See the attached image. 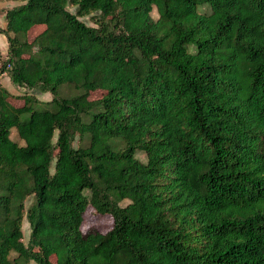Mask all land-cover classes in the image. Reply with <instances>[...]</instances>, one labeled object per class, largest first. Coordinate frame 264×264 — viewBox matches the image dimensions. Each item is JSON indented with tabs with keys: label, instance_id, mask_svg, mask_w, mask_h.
Masks as SVG:
<instances>
[{
	"label": "trees",
	"instance_id": "obj_1",
	"mask_svg": "<svg viewBox=\"0 0 264 264\" xmlns=\"http://www.w3.org/2000/svg\"><path fill=\"white\" fill-rule=\"evenodd\" d=\"M0 32L51 94L0 85V264H264V0H18Z\"/></svg>",
	"mask_w": 264,
	"mask_h": 264
},
{
	"label": "rangeland",
	"instance_id": "obj_2",
	"mask_svg": "<svg viewBox=\"0 0 264 264\" xmlns=\"http://www.w3.org/2000/svg\"><path fill=\"white\" fill-rule=\"evenodd\" d=\"M16 3H18V0H0V27L4 26V10L6 8L11 7L12 5ZM67 8L73 11L72 6L68 5ZM151 15L153 17L156 16V12L154 11V9L151 11ZM81 18L85 20L88 24L92 23L87 15L82 16ZM40 28H41L40 25H34L33 27H31V29L28 32V37L31 38ZM0 53L2 57H5L7 55V42H6L5 36L1 32H0ZM0 85L4 86L9 91V93H12L14 95V97H18L21 94H30V93L34 94L40 100H47L51 97V94L48 91H39L36 87H28L25 85H18V84L12 83L9 80V77L6 73L0 74ZM75 92H76V89L71 85H62L59 89V94L61 95H70ZM100 93H101L100 90H95L91 92L90 96L97 97L100 95ZM13 102L20 103L21 100L14 98ZM10 137L12 139H15L21 142V140L18 139L15 131L12 129L10 131ZM54 138H55V134L53 135V139ZM135 156L142 161L145 160L144 153L140 150L136 151ZM51 166H52V163L49 167L50 170H51ZM30 201H31V197L27 196L24 201L25 205H27ZM126 201L127 199H122L120 203L124 204ZM110 224H111V218L108 214H103V215L98 214L89 206L85 210V216L81 222L80 228L83 231L86 228L93 226L99 231H104L110 226ZM21 231H22L21 239L23 242H26L28 232H29V224L25 216H23L21 220ZM13 255H15V253L13 251H10L8 256L12 257ZM50 259L53 260L54 256L51 255ZM28 264H35V263L32 260H28Z\"/></svg>",
	"mask_w": 264,
	"mask_h": 264
}]
</instances>
